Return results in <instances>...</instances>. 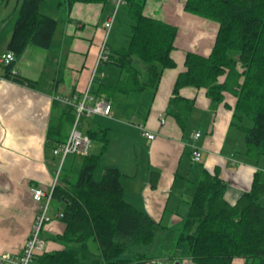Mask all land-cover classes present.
<instances>
[{
	"label": "crops",
	"instance_id": "crops-1",
	"mask_svg": "<svg viewBox=\"0 0 264 264\" xmlns=\"http://www.w3.org/2000/svg\"><path fill=\"white\" fill-rule=\"evenodd\" d=\"M20 1L0 0V57L8 52L6 46ZM44 3L40 12L47 15L41 11L46 7ZM112 4H75L66 12V20L62 17L60 23L56 19V30L48 49L29 45L18 58L14 57L13 70L34 81V88L4 79L0 63V255L14 258L22 255L39 208L31 190L37 187L49 194L53 189L57 162L60 161L61 165L68 157L61 161L52 154L53 147H46L49 123L61 117L65 106L73 109L74 120L61 138L67 139L75 121L74 108L63 104L60 98L80 100L84 91L88 87L91 91L95 82L113 84L118 77L126 79L125 74L114 67L102 65L98 70L101 69L103 77L89 86L102 43L105 42L108 52L128 44L129 35L120 46L107 42L117 15L116 12L106 36L104 24L114 12ZM184 4L185 0H147L144 7L145 16L176 28L175 48L171 52L175 67L164 69L155 87H147L138 93L112 95L109 117L83 116L78 124L81 131L80 122L84 121L86 131L81 132L86 136L90 129H108V146L94 177H102L106 167L116 168L122 175L124 199L159 226L150 250L159 254V258L156 263L147 264H193L186 248L178 244L176 238L203 170L217 175L228 185L225 199L231 204L250 191L255 176L264 181V156L254 159L246 155L245 136L243 142L238 134L231 136L232 129L239 130L231 124L236 101L232 94L225 93L223 101L212 106L205 89L183 87L179 90L180 97L194 100L186 127L180 129L175 119L167 114L177 76L185 70L186 54L208 56L218 30L216 23L185 12ZM51 5L56 14L63 11V6L54 2ZM148 66L143 70L138 68L144 82L148 81ZM143 72L147 73L145 79ZM162 117L164 123H161ZM142 128L153 133L155 138L147 139ZM196 133L200 134L198 138L194 137ZM193 147L201 152L199 162L191 159ZM70 157L73 168V159L84 156ZM153 172L157 173L153 178L154 185L151 180ZM67 174L76 173L68 171ZM52 200L50 197L49 204ZM56 202L54 208L48 205L50 220L41 231V238L45 241L42 253L63 247L51 240L65 229L59 217L63 203ZM261 202L264 203V195ZM167 236L172 237V242L165 250L161 241ZM29 264L37 263L33 258ZM231 264L256 262L235 258Z\"/></svg>",
	"mask_w": 264,
	"mask_h": 264
},
{
	"label": "trees",
	"instance_id": "trees-1",
	"mask_svg": "<svg viewBox=\"0 0 264 264\" xmlns=\"http://www.w3.org/2000/svg\"><path fill=\"white\" fill-rule=\"evenodd\" d=\"M45 0H21L6 49L18 58L33 45L51 46L57 20L40 12ZM147 0H124L130 32L128 44L110 50L104 66L124 73L113 84L95 82L91 94L108 100L115 93H138L155 87L164 69L175 67L171 57L176 28L144 15ZM113 0H57L70 11L75 4H108ZM121 6V5H120ZM119 6V7H120ZM184 11L218 25L213 48L203 57L187 53L185 70L175 81L167 114L184 129L194 100L180 97L183 87L205 89L212 106L223 101L225 93L236 101L231 124L244 133L246 155L264 156V0H185ZM134 58L150 65L148 81L133 65ZM4 79L35 87V82L19 76L14 61L1 64ZM73 109L65 106L61 117L50 121L48 149L64 142L60 136L74 120ZM244 119L251 127L242 125ZM90 140L101 144L98 154L83 157L80 170L62 174L51 191V199L63 203L60 220L62 234L51 240L61 250L34 257L37 264H147L156 263L159 254L151 253L159 226L145 213L124 199L122 175L106 167L95 181L96 167L108 146V129L98 127L86 132ZM67 138V137H66ZM65 138V139H66ZM157 173H151L153 178ZM228 185L206 170L194 186L188 211L178 229L176 242L184 244L194 264H231L235 258L264 264V181L254 177L250 191L235 203L225 199Z\"/></svg>",
	"mask_w": 264,
	"mask_h": 264
},
{
	"label": "built area",
	"instance_id": "built-area-1",
	"mask_svg": "<svg viewBox=\"0 0 264 264\" xmlns=\"http://www.w3.org/2000/svg\"><path fill=\"white\" fill-rule=\"evenodd\" d=\"M124 0H113L114 12L112 16L109 17L107 22L104 24L106 30V36L108 35L109 30L111 29L112 23L115 18V13L119 5L123 3ZM109 52L105 45V42L102 43L97 58L96 66L92 72L91 79L89 81V86L94 80H99L103 77V72L98 70L99 66H102L108 60ZM14 61V56L11 52H7L0 57V63L7 65ZM63 104L70 105L74 108L75 111V121L68 134L67 139L57 144L52 148V154L56 157L61 158L63 161L67 156H86L88 155L91 141L83 134L78 127L79 120L81 117L86 116L90 117L93 115H100L103 117H109L111 115L112 105L111 102L104 96L95 97L91 94L90 88L88 87L80 100L76 98H60ZM161 123H164L163 117L161 118ZM142 134L149 140H153L155 135L144 128H142ZM200 136L199 133L195 134V138ZM191 159L193 162H199L201 160V152L198 148L193 147L191 150ZM58 172L54 179L53 187L56 184ZM32 198L35 202L39 203V208L35 216V221L32 227L30 237L26 241L22 255L19 258H14L9 255H0V263H11V264H29L36 254L43 252L45 248V241L41 238V231L43 225L50 220L47 215L48 205L51 197V192L47 194L44 190L34 187L31 190ZM61 217V214L59 215Z\"/></svg>",
	"mask_w": 264,
	"mask_h": 264
},
{
	"label": "rangeland",
	"instance_id": "rangeland-1",
	"mask_svg": "<svg viewBox=\"0 0 264 264\" xmlns=\"http://www.w3.org/2000/svg\"><path fill=\"white\" fill-rule=\"evenodd\" d=\"M54 2L56 4L57 0H45V3H46V7H42L41 11L46 13L47 15L49 16H52L54 18H56L57 20L59 19L60 23L62 22V17L64 18V20H66L67 18V15H66V12L65 11L66 9L63 7V11L59 12L58 14L55 13V8H52V5L51 3ZM44 3V4H45ZM123 4V3H122ZM120 7L117 8L116 12H117V15H116V22L113 26V29L111 31V34L110 36L108 37V44L109 45H115L116 43V46H120L122 45L121 43L122 42H125L126 41V36L129 35V32H130V28H129V24H130V21H129V18L127 17V12H126V7L124 5H122ZM113 5V9L112 11L114 10V4ZM109 7V6H107ZM63 13V14H62ZM201 19V18H200ZM102 25V21H100V26ZM60 25H59V29H60ZM57 40H55L56 42ZM125 45V44H123ZM54 47H56L54 45ZM53 47V50H55ZM15 60V58H14ZM133 65L136 66L137 68H139L140 70H143V69H146L148 66V64L140 61L139 59L137 58H134L133 59ZM101 70V69H100ZM144 73V72H143ZM146 75L147 73H144L143 76H144V79L146 78ZM242 125L245 126V127H251L252 126V122L247 120V119H244L243 122H242ZM236 128V127H235ZM80 129L81 131L85 132L86 131V124L84 123L83 120H81L80 122ZM232 134L231 136L232 137H236L237 134L242 138L240 139L241 142L244 141L243 137H244V134L242 131L239 132V130L237 129H232ZM239 132V133H238ZM242 132V133H241ZM245 138V137H244ZM245 142V141H244ZM99 141H95V140H91V146H90V149H89V152L88 154H91V153H98L96 152L98 147H99ZM71 160H72V157L68 156L67 159L60 165V161L57 162V170L56 172H61L58 174L57 178L60 176H62V174L64 173H67L68 171L70 172H75L77 173L80 168H81V165H82V162H83V158L81 157H75L73 160H74V166L73 168H71ZM100 166V165H99ZM97 171H98V168H97ZM96 172V170H95ZM72 175H75V174H72ZM55 176H56V173H55ZM55 179V178H54ZM95 181H100L101 179V176L100 177H97L95 175L94 177ZM57 182V181H56ZM57 205V202L52 200L49 204L50 208H54L55 206ZM178 234V232H177ZM162 244L164 245V249L165 250H168V248L170 247L171 245V242H172V237H166L165 239H163L162 241ZM184 247L185 249V245L184 244H180ZM194 264V263H193Z\"/></svg>",
	"mask_w": 264,
	"mask_h": 264
}]
</instances>
